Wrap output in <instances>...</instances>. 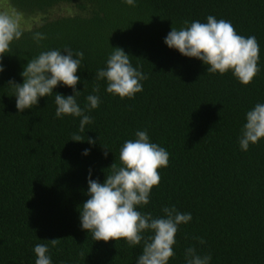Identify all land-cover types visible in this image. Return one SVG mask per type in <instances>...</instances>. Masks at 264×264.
Masks as SVG:
<instances>
[{"label": "trees", "instance_id": "trees-1", "mask_svg": "<svg viewBox=\"0 0 264 264\" xmlns=\"http://www.w3.org/2000/svg\"><path fill=\"white\" fill-rule=\"evenodd\" d=\"M3 1L38 23L22 29L0 73V264H35L36 244L48 245L52 264H137L141 246L95 241L82 229L79 211L89 198V170L103 183L137 131H147L150 142L169 153L159 187L137 210L162 217L165 206H175L192 216L179 226L169 264H186L188 247L210 254V264H264V139L248 151L239 145L246 113L264 103V0H135V6L123 0ZM59 7L69 14L49 17ZM209 15L256 37L260 72L250 85L231 71L209 73L203 61L165 44L173 26L206 23ZM36 32L47 36L40 45ZM66 47L84 53L77 103L92 123L83 133L80 118L56 117L55 93L74 95L73 89L60 84L51 97L20 113L9 85L24 82L29 59L49 50L67 55ZM116 47L148 77L133 99L108 93L106 80L95 78ZM89 95L100 97L91 111ZM73 133L85 141H72ZM103 145L110 149L107 158ZM51 239L60 243L52 247Z\"/></svg>", "mask_w": 264, "mask_h": 264}, {"label": "clouds", "instance_id": "clouds-1", "mask_svg": "<svg viewBox=\"0 0 264 264\" xmlns=\"http://www.w3.org/2000/svg\"><path fill=\"white\" fill-rule=\"evenodd\" d=\"M128 6H135V0H123ZM185 27L174 26L165 38V44L178 50L189 58H196L208 66L207 72L220 75L231 71L243 85H250L259 74L260 46L255 36L245 37L237 33L227 20L209 15L207 22L185 21ZM23 35L19 14L0 12V73L4 71L3 57L12 52V45ZM47 39L43 33L33 34L37 45ZM63 51L49 50L29 59L21 73L22 84L10 81L15 89L16 107L20 113L37 106L40 98L51 97L54 89L63 84L73 89L74 95L64 96L55 93L56 117L73 116L80 118L79 132L92 123V117L86 114L77 103L80 83L77 75L84 58L82 51L74 52L71 48ZM104 69L96 73L97 80H106V91L121 99H133L143 90L141 81L148 77L130 62V56L119 47L113 48ZM86 87V84H85ZM99 92V86L93 89ZM87 111L100 105L98 95L86 98ZM239 145L241 150L248 151L250 144H258L264 139V103H258L246 113ZM134 140H127L119 151L120 165L114 162L110 173H106L103 183L88 177L89 198L80 206V221L83 230L92 234L95 241L109 242L124 240L128 246H141L142 253L137 257V264H169L175 256L174 245L181 224L192 220L190 213H181L175 206H165L162 217H153L151 213H142L138 206L150 203L151 192L161 183L160 169L169 164V153L156 143L150 142L147 131H137ZM72 141L84 142L78 133L72 134ZM87 142L95 145L96 141L88 137ZM107 158L110 150L104 146ZM84 155L90 150L85 149ZM147 234V235H146ZM201 245L206 241L197 238ZM49 243L56 247L60 239H51ZM35 264H52L46 244L34 246ZM186 264H210V254L200 255L195 247L185 249Z\"/></svg>", "mask_w": 264, "mask_h": 264}, {"label": "rangeland", "instance_id": "rangeland-1", "mask_svg": "<svg viewBox=\"0 0 264 264\" xmlns=\"http://www.w3.org/2000/svg\"><path fill=\"white\" fill-rule=\"evenodd\" d=\"M0 12H7L9 14H16L13 11V9L9 7V5L5 4V2L3 0H0ZM68 14H69V12L64 7H59L57 9H55V11L50 13L49 17L55 18L58 16H65ZM20 20H21V28L22 29H30V28H32L31 25L38 23V19L30 20V19H25L22 16H20Z\"/></svg>", "mask_w": 264, "mask_h": 264}]
</instances>
